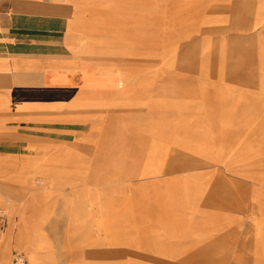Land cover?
<instances>
[{"label": "rangeland", "instance_id": "374dc122", "mask_svg": "<svg viewBox=\"0 0 264 264\" xmlns=\"http://www.w3.org/2000/svg\"><path fill=\"white\" fill-rule=\"evenodd\" d=\"M80 2L93 28L80 37L77 61L126 74L139 92L130 106L99 110L103 161L89 173L95 195H82L83 227H71L66 198L35 172L37 189L0 186L5 264L15 254L29 264L12 244L23 233L7 209L35 227L40 264H264V0ZM155 167L160 179L140 176ZM176 179L209 188L163 219L162 204L137 192Z\"/></svg>", "mask_w": 264, "mask_h": 264}, {"label": "crops", "instance_id": "0c3cea01", "mask_svg": "<svg viewBox=\"0 0 264 264\" xmlns=\"http://www.w3.org/2000/svg\"><path fill=\"white\" fill-rule=\"evenodd\" d=\"M83 15L80 0H0V186L4 188L6 183L7 187L37 189L34 175L29 174L35 172L45 187L61 191L66 198L65 212L73 229L84 225L82 195H95L97 180L89 173L98 171L103 161V148L98 147L103 134L99 110L130 106L136 102L132 93L139 92L129 84L126 74H110L104 67L84 69L77 61L80 37L93 28ZM100 76L117 80L122 76L124 80L100 84ZM37 125H44L47 133L21 130ZM84 125L90 126L86 133L82 132ZM104 134L106 140H110L109 135L116 140L110 130ZM89 146L91 155L86 154ZM160 150L158 145L152 149L149 164L155 165ZM153 171L140 176L160 179L161 170L155 167ZM176 180L165 183L164 190L144 185L137 194L161 203L160 217L165 219L171 211L177 214L183 203L194 198L200 202L209 188L200 182ZM65 187L81 189L64 193ZM109 203L107 200L102 205L108 214ZM7 210L12 211L17 229L26 238L28 252L43 263L35 227L21 213Z\"/></svg>", "mask_w": 264, "mask_h": 264}, {"label": "bare ground", "instance_id": "6f19581e", "mask_svg": "<svg viewBox=\"0 0 264 264\" xmlns=\"http://www.w3.org/2000/svg\"><path fill=\"white\" fill-rule=\"evenodd\" d=\"M200 47V46H199ZM189 48V47H188ZM188 50V49H187ZM185 53V52H184ZM194 56V55H193ZM193 58V57H192ZM194 59V58H193ZM191 61V60H190ZM189 61V62H190ZM105 78H111V77H108V76H104ZM123 78H122V76L121 77H119V81H120V83H123ZM85 85V84H84ZM2 193V192H1ZM10 225H12V223L10 224ZM9 225V226H10ZM9 228V227H8ZM2 236H5V235H7V232H3L2 234H1ZM12 235V234H11ZM13 235H14V233H13ZM10 238V237H9ZM10 239H12V244H14V245H21L22 247H24L26 250H27V247H28V243H27V240H26V238L23 236V234H21V237H20V235L18 236L17 234H16V236H13V237H11ZM31 250V249H30ZM29 250H27V254H28V256H29V264H40V262L37 260V257H36V255L32 252V253H30V252H28ZM0 253H1V255H0V262H1V264H5V262L4 261H6V259H7V255H8V253H7V248H4V247H1V249H0Z\"/></svg>", "mask_w": 264, "mask_h": 264}, {"label": "built area", "instance_id": "2783aa9c", "mask_svg": "<svg viewBox=\"0 0 264 264\" xmlns=\"http://www.w3.org/2000/svg\"><path fill=\"white\" fill-rule=\"evenodd\" d=\"M1 222H2V216L0 215V225H1ZM10 264H28V262L23 256L19 254H15Z\"/></svg>", "mask_w": 264, "mask_h": 264}]
</instances>
